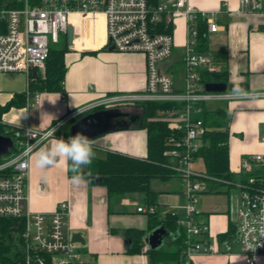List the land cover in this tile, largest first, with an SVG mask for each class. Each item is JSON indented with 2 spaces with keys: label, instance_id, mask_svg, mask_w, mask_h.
I'll return each instance as SVG.
<instances>
[{
  "label": "built area",
  "instance_id": "1",
  "mask_svg": "<svg viewBox=\"0 0 264 264\" xmlns=\"http://www.w3.org/2000/svg\"><path fill=\"white\" fill-rule=\"evenodd\" d=\"M239 3L240 12L263 9L259 0H239ZM262 11L264 13V9ZM178 15L186 18L182 90L175 89L171 76L159 70V64L171 56L173 37L169 33L157 32V27L162 22L171 24ZM98 16L104 27L103 48L112 47L120 53L144 56L145 87L140 92L107 95L47 129H8L13 136V149L0 163V218L22 220L25 250L17 264H84L80 252L69 240L66 203H59L49 214L27 209L29 157L32 154L29 147L35 146L34 152L45 132L55 129V137L61 127L85 111L132 108L147 102L171 104L170 109L158 112L157 118L166 122L170 132L169 148L164 152L166 166L179 174L181 180L183 213L172 210V215L177 217L173 238H178L182 246L183 262L179 264H190L194 255L214 254H239L245 264H257L256 258L264 256V155L244 159L238 173H251L255 170L252 164H256V169L262 170L259 182L249 177L244 184L236 181L230 186L238 190L239 196L237 251L227 242L228 237L222 241L210 239L208 223L200 218L197 208L199 196L214 191L213 184L207 183L214 179L191 169L204 145L203 137L210 131L200 118L201 106L264 96V92L204 90L200 72L214 70L211 58L195 50L196 21L198 18L205 20L207 31L214 33L218 26L213 21V14L196 11L186 0H173L155 8H150L147 0H0V74H23L28 84L34 75L43 77L50 48L59 42L61 36L67 38V27L78 29L75 22L88 19L93 23ZM27 94L33 103L38 102L37 92L28 90ZM262 141L264 143V134ZM136 210L149 215L155 212V207L148 205ZM148 250L149 246L144 243L142 251L146 253Z\"/></svg>",
  "mask_w": 264,
  "mask_h": 264
},
{
  "label": "crops",
  "instance_id": "2",
  "mask_svg": "<svg viewBox=\"0 0 264 264\" xmlns=\"http://www.w3.org/2000/svg\"><path fill=\"white\" fill-rule=\"evenodd\" d=\"M171 1L173 0H158V5L168 4ZM259 1L264 9V0ZM186 2L198 12L214 15L213 21L218 26V30L214 33L207 31L208 51L204 54L211 58L213 70L225 68L228 72V85L246 84L247 92L263 93V9L240 12L239 0H186ZM85 23L87 30L93 29L94 25H89L87 21ZM98 27H94L97 30L95 35L93 32L81 37L79 29H76L75 36L73 34L72 45H69L71 48L64 55L66 72L63 93L37 92L38 102L33 103L27 94L29 84L25 75L0 74V108L10 101L22 102L21 97L24 96L21 106H12L0 114V123L6 129H47L53 123L107 95L143 91L146 81L144 56L140 53H120L103 48L104 27L101 26L99 30ZM171 35L173 37L171 56L159 64V70L171 76L175 89L182 90L186 37V18L183 15H178L172 20ZM76 41L78 44L74 45ZM218 106L227 109L230 115L228 163L230 172L238 176L244 159H249L253 155H264L262 141L264 96L237 99ZM99 110L103 109L85 111L80 118ZM133 114L136 116V113ZM128 120L127 118L120 120L119 127L124 128L92 140L95 157L103 158L107 153H117L135 159L146 157V131L129 128L127 125L132 124L133 121ZM50 140L45 143H50ZM43 146L40 144L38 147ZM69 167L67 163H58L47 170L45 178V174L34 166L31 154L27 182V209L49 214L59 203H66L68 216L65 220L69 240L80 252L84 264H148L147 255L142 251L143 246L137 255L128 253L130 240L125 237L124 231L136 229L147 233L148 217L145 213L137 212L138 207L152 205L161 216L176 210L183 201L180 178L177 193L172 192L170 186L152 189L150 185L154 193L152 197L141 193L108 196L106 188L99 181L84 177L83 184L73 185L71 183L73 174L69 171ZM86 167H83L81 172L85 171ZM251 167L256 169L257 165L252 164ZM231 188L236 190L233 215L229 209L214 210L209 213L199 211L200 218L208 223L210 239L217 238L218 241H222L223 235L227 234V242L234 251H237L236 211L239 196L238 190ZM231 188L226 190L229 191ZM209 193L221 194L215 191ZM232 227L234 231L228 233ZM256 261L257 264H264V256H258ZM190 264L245 263L239 254H214L194 255Z\"/></svg>",
  "mask_w": 264,
  "mask_h": 264
},
{
  "label": "trees",
  "instance_id": "3",
  "mask_svg": "<svg viewBox=\"0 0 264 264\" xmlns=\"http://www.w3.org/2000/svg\"><path fill=\"white\" fill-rule=\"evenodd\" d=\"M150 8L158 5V0H147ZM198 30L197 53L207 54V24L205 20L198 18L196 21ZM159 33L171 34V24L162 22L157 27ZM67 48H50L48 58L45 62V73L43 77L34 75V79L29 82V92H59L63 93V80L66 72L64 64V55ZM200 83H221L228 84V72L221 69L218 71H201ZM24 101V96H22ZM22 102L10 101L4 107L0 108V114L7 111L12 106H21ZM221 105L201 106L200 118L203 124L210 129L203 137V147L199 150L196 158H201L204 164V174L214 180L207 181L213 184L215 192H222V189L231 188V183H246L249 177H253L256 182L262 178L261 169H255L251 173L235 176L230 172L228 161V137L230 115L227 109ZM171 108L169 103L147 102L135 107L137 109L136 117L132 119L129 128H138L146 131V157L144 159H135L119 155L117 153H107L103 158L95 157L92 163L86 167L81 174L88 179L94 180L100 178V184L106 188L108 196H124L127 194L141 193L148 197L154 195L150 189V182L158 180L168 182L174 177L180 178L179 174L166 166L164 152L169 148L167 139L170 135L166 122L158 119V112ZM80 116L71 120L63 128L56 132V136L68 138L69 127ZM130 122V120H128ZM124 128V127H119ZM0 135L13 138L12 133L8 132L0 123ZM3 157H0L2 163ZM238 177V178H237ZM227 191V190H226ZM147 233L136 229L124 231V235L130 240L128 253L137 255L141 252L146 235L156 228L163 227L167 234L169 242L163 244L157 249H149L146 252L148 264H179L183 262L182 246L178 238H173L176 233V215L172 211L163 216L155 209L153 214L147 215ZM234 231L230 228L228 233ZM23 223L21 219L0 218V264H17L24 255L25 241L22 237ZM227 235V234H226ZM223 235L224 238L227 236ZM49 264V262H46Z\"/></svg>",
  "mask_w": 264,
  "mask_h": 264
},
{
  "label": "water",
  "instance_id": "4",
  "mask_svg": "<svg viewBox=\"0 0 264 264\" xmlns=\"http://www.w3.org/2000/svg\"><path fill=\"white\" fill-rule=\"evenodd\" d=\"M73 29L72 26L67 27V44L72 45ZM113 51L112 47L108 48ZM206 92H245L248 90L246 84H221V83H206L203 85ZM136 116L129 120L134 119ZM127 118L128 114L118 109H103L84 115L77 119L69 127V134L73 136L77 132L86 135L91 141L109 132L116 131L119 128L120 120ZM13 149V142L10 137L0 135V157L8 155ZM94 181H101L100 178H95ZM168 237L166 230L161 226L152 232L148 233L144 239V243L149 246V249L154 250L163 245V239Z\"/></svg>",
  "mask_w": 264,
  "mask_h": 264
},
{
  "label": "clouds",
  "instance_id": "5",
  "mask_svg": "<svg viewBox=\"0 0 264 264\" xmlns=\"http://www.w3.org/2000/svg\"><path fill=\"white\" fill-rule=\"evenodd\" d=\"M55 129L45 132L38 144H43V147H38V150L33 152V147L30 146L28 151L32 153L34 166L45 174L47 170L56 166L58 163H67L70 165L69 171L71 183L73 185H81L85 182L84 176L81 174L82 168L92 163L95 158V152L92 147V141L83 133L77 132L67 140L63 138H53ZM50 143H45L49 141ZM264 235V231H262Z\"/></svg>",
  "mask_w": 264,
  "mask_h": 264
},
{
  "label": "rangeland",
  "instance_id": "6",
  "mask_svg": "<svg viewBox=\"0 0 264 264\" xmlns=\"http://www.w3.org/2000/svg\"><path fill=\"white\" fill-rule=\"evenodd\" d=\"M97 18L99 20L95 19L93 23H90V21H88V22L90 23L89 25H94V27L95 26H99L98 27V30H99L100 27L103 26V23H102V19H101L100 16H98ZM87 20L88 19H83V20L77 21L78 23L75 22V23L78 24L79 34L81 35V37L83 35H87L88 33L92 34L94 32V35L97 33V30H95V29H88L87 30L85 28V24H86L85 22ZM75 33H76V29L74 28V30H73L74 36H75ZM66 40H67L66 36H64V35L61 36L59 42L57 44H54L52 46V48L53 47L54 48H67L69 50V48H71V46L67 45ZM78 41H76L74 45L78 44ZM132 108H135V107H132ZM129 111L133 112V113H137L138 112L137 109H134V110L133 109H129ZM63 127H61V128H63ZM191 169L193 171L198 172V173L204 174L205 170H204V164H203L202 159L201 158H196L195 161L191 164ZM150 185H151L152 189H159V186L160 187L170 186L171 191L177 193L178 190H179V178L178 177H174V178H172L171 180H169L166 183L160 182L158 180H152L150 182ZM218 193H221V194H216V193H209V194L208 193H204V194H201L199 196V202L197 204V208L200 211L204 212V213H209V212H212L214 210L227 211L229 209V211L233 215L234 207H235V197H236L235 193H236V190L232 189V188L229 191H226V189H222V192H218ZM183 202L184 201H182V203H180L178 205V207L176 208V211H177L178 214H182L183 213V209H182ZM168 242H169L168 237H165L163 239V244H167Z\"/></svg>",
  "mask_w": 264,
  "mask_h": 264
},
{
  "label": "flooded vegetation",
  "instance_id": "7",
  "mask_svg": "<svg viewBox=\"0 0 264 264\" xmlns=\"http://www.w3.org/2000/svg\"><path fill=\"white\" fill-rule=\"evenodd\" d=\"M122 112H124V113H126V114H128V119L130 118H132V117H134V114H133V112H130L129 111V108H126L125 110H121Z\"/></svg>",
  "mask_w": 264,
  "mask_h": 264
}]
</instances>
